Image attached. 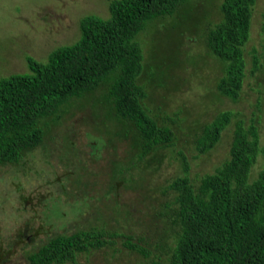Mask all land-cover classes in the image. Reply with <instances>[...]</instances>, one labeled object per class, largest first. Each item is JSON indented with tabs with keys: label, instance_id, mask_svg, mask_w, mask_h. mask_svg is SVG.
<instances>
[{
	"label": "rangeland",
	"instance_id": "374dc122",
	"mask_svg": "<svg viewBox=\"0 0 264 264\" xmlns=\"http://www.w3.org/2000/svg\"><path fill=\"white\" fill-rule=\"evenodd\" d=\"M222 0H185L177 11L154 19L137 36L143 48L138 81L144 103L174 143L138 158L137 127L116 116L108 90L113 77L69 100L41 122V144L17 163L0 165V264H26L28 255L55 235L92 227L138 237L150 257L121 240L77 255L75 264H168L178 237L171 221L172 179L183 174L180 151L196 181L228 158L235 121L257 124L264 149V0H256L244 45L245 77L236 100L217 90L224 62L205 44V32L222 18ZM109 0H0V76L28 71L26 56L45 61L59 45L80 36V19L109 16ZM253 51L258 70L251 72ZM236 117L208 152L195 156V140L219 112ZM264 155L251 169L254 179ZM170 204V205H169ZM74 264V263H67Z\"/></svg>",
	"mask_w": 264,
	"mask_h": 264
},
{
	"label": "trees",
	"instance_id": "16d2710c",
	"mask_svg": "<svg viewBox=\"0 0 264 264\" xmlns=\"http://www.w3.org/2000/svg\"><path fill=\"white\" fill-rule=\"evenodd\" d=\"M255 1L222 0V18L205 32L206 46L225 65L217 90L231 100L239 97L245 77L243 48ZM184 2L109 0L108 17L89 14L80 19L75 42L55 47L45 61L27 55L28 71L0 76V165L17 163L26 150L39 146L43 119L113 74L108 96L117 118L131 121L141 133L138 158L172 145V127L159 124L144 103L148 94L138 81L144 55L137 36L146 24L173 15ZM259 67L253 51L251 72ZM236 115L225 110L203 126L195 140L196 157L216 146ZM261 153L257 124H246L243 118L235 121L228 158L196 181L180 151L183 174L168 184L175 204L171 221L178 230L168 264H264V165L250 179ZM120 238L126 249L150 257L137 236L92 227L53 236L28 255L26 264H75L78 254L115 245ZM145 264L162 262L151 258Z\"/></svg>",
	"mask_w": 264,
	"mask_h": 264
}]
</instances>
